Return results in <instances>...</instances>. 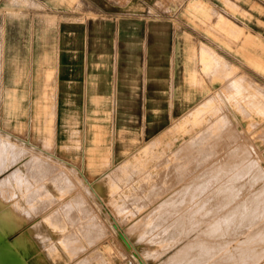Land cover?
Returning a JSON list of instances; mask_svg holds the SVG:
<instances>
[{
  "label": "rangeland",
  "instance_id": "1",
  "mask_svg": "<svg viewBox=\"0 0 264 264\" xmlns=\"http://www.w3.org/2000/svg\"><path fill=\"white\" fill-rule=\"evenodd\" d=\"M228 1L237 5L244 16L239 13L233 15L222 0L209 3L217 13L232 20L246 33L249 29V34L264 41V13L252 9L248 1ZM128 4V0H74L69 5L60 6L49 0L0 1V133L3 134L0 137L12 139L21 147L26 148L24 144L28 143L41 148L51 128L55 144L50 151L67 164L77 167L85 183L83 185L81 177L73 172L55 178L48 175L39 185L38 192H44L41 199H28L31 189L39 187L28 173L30 154L16 163L3 156L1 168L4 170L0 179L10 172L11 167L17 164L20 167L16 171L17 177L13 174L14 177L9 175L6 181L4 179L0 195L4 203L18 202L19 233L31 232L40 238L43 228L47 227L55 240L47 244V258L42 257L40 251V257L16 259L18 264L33 261L34 264H264V111L259 108V105L264 106V74L252 70L226 50L218 51L216 41L191 23H198L197 19L205 23L210 13L188 8L189 0H155L146 14L148 11L149 15L162 21L171 20L175 26H189L198 40L225 55L238 75L246 76L258 86L243 81L242 89L228 87L222 90L223 100L216 97L220 91H216V87L202 75L210 94L205 96L200 91L188 103L177 65L170 96L158 101L163 105L160 113H148V106L139 115L113 113L110 112L112 108H107L110 121L104 123L106 131L109 133L112 124L116 129L111 164L117 165L126 152L159 134L173 118L209 99L205 105L215 100L209 108L212 109L210 114H206L207 120L203 123L190 120L184 127H179L184 122V115L172 123L173 129L165 132L160 140L145 145L153 146L152 151L146 152L143 148L129 156L127 169L119 177H109L114 166L104 167L93 175L80 168V150L72 147L81 141V134L87 126L86 116L100 117L101 114L87 113L92 107L85 106L86 80L79 81L74 90L73 80H69L65 72L67 67L60 64L64 60L57 46V26L67 21L92 20L97 18L96 14H103L101 10L126 9ZM215 19V15L211 16L210 23ZM189 63L191 69L197 71L195 56L189 59ZM48 73H51L49 79ZM10 99L19 107L16 114L10 112ZM53 109L55 115L49 123ZM205 126H218V129L210 128L212 131L208 132L204 142L199 140L188 144L194 143L192 147L185 146L189 150L185 148V154L179 156L181 160L172 155ZM107 139L98 145L106 152L109 147ZM65 145L69 148L65 149ZM0 149L8 156L12 153L8 149ZM31 151L36 154L33 148ZM35 161L36 170L40 173L43 169L41 174L46 175L44 167H37L42 165L41 160L35 156ZM217 173H220L218 179L215 177ZM24 174H28L25 177L29 181L32 179L31 183L23 182ZM202 177L205 182L211 177L210 183L207 182L211 187ZM247 181H250V186L245 185ZM195 183L201 185V190L205 187L204 193ZM188 189L195 191L190 193ZM198 193L200 196L204 194L201 197L203 203L200 197L195 196H199ZM236 196L240 198L235 199ZM53 198H59V201L47 205L46 210L40 205L41 200L48 203L47 199L51 201ZM193 200L198 205L194 206L196 202ZM65 202L72 204L62 205ZM246 206H249L252 217L244 218L241 211L238 212L240 209L246 212ZM11 213L16 216L15 210L3 209L1 216L10 217ZM54 216L59 221L49 220ZM27 245L26 241H19L18 249L26 250ZM37 246L35 243V250ZM250 248L254 254L250 253ZM251 254L254 258H250L253 257ZM258 254L261 257L258 258ZM36 255L39 252L36 251Z\"/></svg>",
  "mask_w": 264,
  "mask_h": 264
},
{
  "label": "crops",
  "instance_id": "2",
  "mask_svg": "<svg viewBox=\"0 0 264 264\" xmlns=\"http://www.w3.org/2000/svg\"><path fill=\"white\" fill-rule=\"evenodd\" d=\"M49 1L60 6L69 5L74 0ZM128 1L130 4L127 5L129 7L126 9L119 6L120 8L117 10H101L103 14H96L97 18L92 20L67 21L57 26V46L61 58L64 60L60 64L67 67L65 72H67L68 79L73 80L74 90L77 89L79 81L83 82V78L86 80L87 99L85 106L92 107L87 110V113L101 114L100 117L86 116L87 126L81 134V141L72 147L73 150H80V168L82 170L86 169L92 175L104 167L114 166V170L109 176L111 177L116 167L130 160L129 156H134L146 144L160 140L176 121L190 111L192 112L195 106L180 117L173 118L171 124L152 139L144 141L134 150L126 152L117 165L111 164L114 158L116 129L115 125L112 124L109 127V133L106 131L107 126L104 123L110 121L107 108H112L113 111L110 112L113 113L139 115L141 110L148 106L151 109L148 113H160L163 105L158 101L170 96L171 83L174 81L177 65H179L180 76L185 89V101L188 103L193 101V98L200 94V91L205 96L210 94L209 88L205 86L201 79L202 75H205L216 87V91H220L216 97H219L223 93L222 90L228 87L242 89L243 81L258 86L249 81L246 76L238 75L237 69L226 61L225 55L217 53L213 46L209 47L203 40H198L195 31L189 26H175L171 20L165 19L162 21L161 18L149 15L148 11L146 14L147 8L155 0ZM213 1L215 0H189L188 8L201 10L205 14L210 13L206 17L205 23L197 19L198 23L191 21L192 25L201 29L204 35L216 41L218 51L224 49L252 70L264 74V41L259 36L249 34L251 33L249 29L247 30L249 33H246L242 27L236 25L232 20L217 13L209 3ZM222 1L233 15L239 13L244 16L243 12L240 9L238 10L237 5L228 0ZM244 1L251 3V8L258 13H264V0H241L242 3ZM241 7L246 9L244 5H241ZM188 12L194 13L190 10ZM213 15L216 16V19L210 23L209 20ZM53 16L56 17V15ZM194 16L196 17L195 13ZM247 16L251 15L247 14ZM85 19H87V16ZM202 39L205 41V37H202ZM192 56L197 59V71L191 69L189 63ZM50 76L51 73H48V79ZM240 86L241 88H239ZM146 98L148 99L147 102L145 101ZM110 103H112V106ZM205 103L197 105L195 109L204 106ZM9 108L11 114H16L19 110L13 99H10ZM259 108L260 111H264L263 105H259ZM42 112H45V110ZM54 115L53 109L48 118L49 123H51ZM47 132L41 148H34L28 143L24 144L26 148L21 147L20 143L12 139H2L0 137V148L12 152L8 156L9 154H3L2 149H0V174L4 170L1 168L3 156L6 159L9 157L11 163H16L23 156L30 154V160H25L29 162L28 173L39 186L42 183L43 176L40 175L41 172L39 174V171L36 172L35 170V156L43 154V157L52 158L57 162L60 161L59 163H62L68 169L77 171L76 173H79L78 175L82 178L81 171L77 167L65 163L53 151H50L55 144V134L51 131V128ZM0 136H3V134L0 133ZM106 139L109 145L107 152L98 146L100 143H105ZM32 148L36 154H33ZM64 148L68 149L69 147L65 145ZM25 161L22 163H25ZM7 167L8 165L5 168ZM18 169H20L19 164L16 167H11L10 172L3 179H0V195L4 179H7L9 175L14 177L13 174L17 177L18 173L16 171ZM109 171L101 176L106 175ZM34 172L37 174H34ZM43 175L45 176L44 173ZM62 175L66 174L63 173L59 176ZM25 176L27 177L28 174H24L23 177ZM46 176H48L47 172ZM26 177L23 182L26 184L31 183L32 179L29 181V178ZM40 188L41 186L34 190L31 189L28 199L34 197L41 199L44 192H38ZM10 191L13 193L12 190ZM54 199L59 201V198ZM47 201L48 203L43 200L40 201V205L45 210L47 205L56 203L48 199ZM67 204L72 203L65 202L62 205ZM3 209L15 210L16 216H12L11 213L10 217H2ZM18 209V202L4 203L0 197V264H18L16 259L20 257H40V251L42 257L47 258L49 256L47 244L50 241H55L52 239L50 230L47 227L43 228L40 238H36L35 234L31 232L19 233V219L16 213ZM39 210H41L40 207ZM52 219L59 221V218L55 216L49 220L52 221ZM44 225L46 226L45 219ZM19 241L28 243L26 250L18 249ZM35 243H38L37 250H35ZM107 248H109L108 245ZM36 251L39 252V255H36ZM29 264H34V261Z\"/></svg>",
  "mask_w": 264,
  "mask_h": 264
},
{
  "label": "bare ground",
  "instance_id": "3",
  "mask_svg": "<svg viewBox=\"0 0 264 264\" xmlns=\"http://www.w3.org/2000/svg\"><path fill=\"white\" fill-rule=\"evenodd\" d=\"M234 76V75H233ZM233 86H234V84H233ZM220 97L224 100V98H223V95H220ZM214 99V98H213ZM212 99V100H213ZM216 99V98H215ZM219 99V98H218ZM217 99V100H218ZM207 101H209V100H207ZM214 102H215V100H213ZM213 101H210L208 104H206V105H204V106H201V107H198L197 109H195L194 111H192L191 113H189L188 115H186V117H185V119H184V122H182V125H180L181 123H178L180 126L179 127H184V125H185V123H187V122H189L190 120H193L194 122H196V123H203V122H205L206 120H207V118H206V114H208L209 112H210V110H212V109H210L209 110V108L212 106V104H214L213 103ZM226 101H228V100H226ZM228 104H230L229 103V101L227 102ZM228 107H230L229 105H228ZM230 108H232V107H230ZM230 110V109H229ZM210 114V113H209ZM222 119H225V117H222ZM208 121H211V119H209ZM178 124H177V126H178ZM210 128L211 129H213V130H216V129H218V126H205V127H203V129L200 131V132H198V133H196L193 137H191V139H189L188 141H186L179 149H177L175 152H173L172 153V155H174V156H181V154L183 153V154H185L184 152H185V146H189L188 144L189 143H191V142H195V141H199V140H201V141H205V139H206V137L208 136L207 134H208V132H210V131H212V130H210ZM173 129V128H172ZM182 129V128H181ZM171 131V130H170ZM212 136H214V135H212ZM211 136V137H212ZM193 139V140H192ZM203 141V142H204ZM197 143V142H196ZM195 143V144H196ZM199 143V142H198ZM203 144V143H202ZM152 145H154V144H152ZM193 146H194V143L192 144ZM192 145L191 146H189V147H192ZM198 145V144H197ZM196 146V145H195ZM153 147V146H152ZM152 147H150L149 145H147V147L145 146H143L141 149H139L138 151L140 152L143 148L146 150V152H150V151H152ZM14 148V147H13ZM188 148V147H187ZM187 148H186V151H188L189 150V148H188V150H187ZM193 148H196V147H193ZM25 151V150H24ZM221 151V150H220ZM235 152V151H234ZM43 155V154H42ZM42 155H36V157L37 158H39L40 160H41V163H42V165H40V166H37L38 168L39 167H44L45 169H46V172H47V175H52V177L54 176V178L55 177H57L58 175H60V174H63V173H68V172H73V173H75L76 174V172L77 171H75V170H70V169H68V168H66L62 163H59V162H57V161H54L53 159H51V158H45V157H43ZM49 156V155H48ZM178 157H177V159H178ZM164 159V158H163ZM179 159H180V157H179ZM181 159H182V157H181ZM180 159V160H181ZM221 159V158H220ZM56 160V159H55ZM58 160V159H57ZM162 161V160H161ZM125 162V161H124ZM160 162V161H159ZM166 163H167V160L165 161ZM64 163V162H63ZM66 163V162H65ZM140 163V162H139ZM165 163V164H166ZM126 164L127 163H124L123 165H121V166H119V167H116L115 169V173L113 174V176H116V177H119V176H121L122 174H123V171H125V169H127V167H126ZM162 164H164L163 163V161H162V163L160 162V165H162ZM209 164V163H208ZM139 165V164H138ZM159 165V166H160ZM206 166V165H205ZM161 167V166H160ZM75 168V167H74ZM135 169H136V167H135ZM203 169H204V167H203ZM208 169H209V167H208ZM35 170H36V168H35ZM34 170V171H35ZM43 170V169H42ZM42 170H40L41 171V173H42ZM138 170V169H137ZM205 171H206V168L204 169ZM204 170H203V172H204ZM222 170V169H221ZM44 171V170H43ZM36 172H38V170H36ZM45 172V173H46ZM208 172V171H207ZM219 172V171H218ZM201 173V172H200ZM199 173V174H200ZM220 173H222V172H220ZM220 173L218 174H216V175H218V176H215L217 179H218V177H219V175H220ZM32 174H33V172H32ZM34 174H37V173H35L34 172ZM40 174V173H39ZM79 174V173H78ZM204 174H206L205 172H204ZM203 174V175H204ZM208 174V173H207ZM215 174V173H214ZM214 174H212V176H214ZM223 174V173H222ZM40 175H42L43 177H48V176H44L43 174H40ZM57 175V176H56ZM201 175H202V173H201ZM201 175H199V176H201ZM209 176H211L210 175V173L208 174ZM208 175H207V177H208ZM224 175V174H223ZM38 176V175H37ZM36 177V176H35ZM207 177H206V179H207ZM41 178V177H40ZM40 178H39V180H40ZM195 178V177H194ZM197 178L199 179V177L197 176ZM196 178V179H197ZM203 179H204V177H202ZM202 178H200V182H201V179ZM51 179H53V178H51ZM210 179H211V177L210 178H208V181H206L205 182V179H204V182L205 183H210ZM43 180H44V178H43ZM114 180V179H113ZM26 181H28V180H26ZM197 181V180H196ZM81 182H82V184L83 185H85V183H83V180H82V178H81ZM194 182V181H193ZM192 182V183H193ZM197 182H199V180L197 181ZM59 183L60 182H58V185H59ZM87 183V182H86ZM207 183V185L208 186H210L209 184ZM250 183V181H247V183H245V185H251V184H249ZM196 184V183H195ZM199 184V183H198ZM198 184H196L195 186H197ZM202 184V183H201ZM204 184V183H203ZM189 186V185H188ZM194 186V185H193ZM201 185L199 184V186H197L198 188L200 187ZM204 185H202V187H203ZM211 187V186H210ZM187 188H189V187H187ZM196 188V187H195ZM194 188V189H195ZM246 188V187H245ZM64 189V188H63ZM204 189H205V187H203L202 188V190H201V187H200V189H198V190H201L203 193H204ZM207 189H209L208 187H207ZM212 189V188H211ZM247 189H249V188H247ZM190 189H188V192H190V193H192V192H194V191H192V190H190ZM197 190V189H196ZM183 191V190H182ZM192 191V192H191ZM201 191H199V192H201ZM198 192V191H197ZM209 192V191H208ZM245 192V191H244ZM246 192H247V190H246ZM196 193V192H195ZM182 194V193H181ZM189 194V193H188ZM194 194V193H193ZM197 194V193H196ZM199 194V193H198ZM232 194V193H231ZM240 194V193H239ZM203 195L204 194H202V196H200V194H199V196H197V195H195L197 198L198 197H202L203 198ZM237 195V194H236ZM241 195V194H240ZM195 196L193 195L192 197H194L195 198ZM207 196V195H206ZM235 196V195H234ZM238 196V195H237ZM236 196V197H237ZM190 197V196H189ZM211 197V196H210ZM202 198H201V200H202ZM208 198V197H207ZM213 198V197H212ZM233 198V197H232ZM238 198H240V197H237V198H235V199H238ZM178 199V198H177ZM192 199V198H191ZM196 199V198H195ZM230 199V198H229ZM190 200V199H189ZM197 200V199H196ZM196 200L194 201V202H196ZM52 202H57L58 201V199H52L51 200ZM199 201V200H198ZM232 201V200H231ZM199 202H201V201H199ZM202 203H203V200H202ZM196 204H197V202L195 203V205L194 206H196ZM206 204V203H205ZM198 205V204H197ZM203 205V204H202ZM232 205V204H231ZM239 205V204H238ZM49 206V205H48ZM224 206H227V205H224ZM223 206V207H224ZM230 206V205H229ZM202 207V206H201ZM210 207V206H209ZM240 207H244L243 205H241ZM239 207V208H240ZM249 207V206H248ZM247 206H246V208L248 209V210H246V212H243L241 209L239 210V208H238V212H240L241 211V214L244 216V218H247V217H252L253 216V214H252V212H250L251 210H249V208H248ZM220 208V207H219ZM222 208V207H221ZM200 209V208H199ZM216 209V208H215ZM244 209V208H243ZM195 210V209H194ZM205 210V209H204ZM211 211V210H210ZM209 211V212H210ZM233 211V210H232ZM219 212V211H218ZM229 212V211H228ZM234 212H236V211H234ZM233 212V215L235 214ZM237 212V213H238ZM244 214H243V213ZM215 213V212H214ZM236 213V214H237ZM199 214V213H198ZM208 214V213H207ZM210 214V213H209ZM227 214V213H226ZM229 215H230V212H229V214H228V217H229ZM233 215H231V216H233ZM252 215V216H251ZM197 216V215H196ZM199 216V215H198ZM227 216V215H226ZM233 218V217H232ZM238 218V217H237ZM254 218V217H253ZM239 219V218H238ZM251 219V220H250ZM249 220L250 221H252L253 219L252 218H250ZM225 220H226V218H225ZM200 221V220H199ZM227 221V220H226ZM203 222V221H202ZM229 222V221H228ZM231 222V221H230ZM264 222V221H263ZM204 223V222H203ZM207 223V222H206ZM232 223H233V221H232ZM231 224V223H230ZM200 225V224H199ZM201 225H202V223H201ZM242 225V224H241ZM204 226V225H203ZM261 226V225H260ZM202 227V226H201ZM200 228V227H199ZM203 228V227H202ZM210 228H211V226H210ZM256 228V227H255ZM204 229V231H205V228H203ZM207 229V228H206ZM196 230V229H195ZM198 230H200V229H198ZM202 230V229H201ZM251 230V229H250ZM203 230H202V232L203 233H205ZM246 230H244V232H245ZM201 232V231H200ZM202 232L200 233V235L202 234ZM194 233H196V232H194ZM207 233H208V231H207ZM258 233V232H257ZM198 234V233H197ZM242 234V233H241ZM254 234V233H253ZM206 235V234H205ZM198 236V235H197ZM253 236V235H252ZM236 237H237V235H236ZM260 237H262V236H260ZM250 238V237H249ZM259 238V237H258ZM247 240V239H246ZM263 240H264V238H263ZM260 242V241H259ZM264 244V243H263ZM246 245V244H245ZM227 246H229V245H227ZM242 247V246H241ZM198 249V248H197ZM238 249H239V247H238ZM255 249V248H254ZM240 250V249H239ZM250 250H251V248H250ZM254 251V250H253ZM252 250L250 251V253H252L253 252ZM256 253V252H255ZM253 254H254V252H253ZM253 254H251L252 256H253ZM259 254H260V252H259ZM258 254V255H259ZM256 255V254H255ZM257 255V256H258ZM264 255V254H263ZM249 256H250V254H249ZM246 257H248V256H246ZM259 257H261V255H259L258 256V258ZM250 258H254V256L253 257H250ZM250 258H248V259H250ZM244 261V260H243Z\"/></svg>",
  "mask_w": 264,
  "mask_h": 264
}]
</instances>
